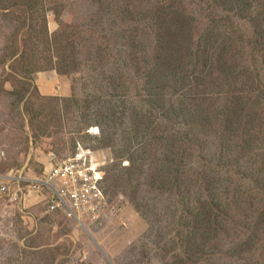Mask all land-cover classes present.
<instances>
[{"label": "rangeland", "instance_id": "1", "mask_svg": "<svg viewBox=\"0 0 264 264\" xmlns=\"http://www.w3.org/2000/svg\"><path fill=\"white\" fill-rule=\"evenodd\" d=\"M79 147L100 220L11 186L0 264H264V0H0V176Z\"/></svg>", "mask_w": 264, "mask_h": 264}, {"label": "built area", "instance_id": "2", "mask_svg": "<svg viewBox=\"0 0 264 264\" xmlns=\"http://www.w3.org/2000/svg\"><path fill=\"white\" fill-rule=\"evenodd\" d=\"M0 157L1 161L6 154L0 151ZM48 167L35 177L23 172L0 176V195H9L11 186H17L12 202L19 201V192L24 189L44 201L48 213L62 214L83 228L85 219L96 225L106 205L105 171L98 154L79 147L72 156L60 159L52 152Z\"/></svg>", "mask_w": 264, "mask_h": 264}, {"label": "crops", "instance_id": "3", "mask_svg": "<svg viewBox=\"0 0 264 264\" xmlns=\"http://www.w3.org/2000/svg\"><path fill=\"white\" fill-rule=\"evenodd\" d=\"M59 81L53 76H46L38 79L37 87L42 96H52L56 93ZM62 92V91H61ZM57 90V95H58Z\"/></svg>", "mask_w": 264, "mask_h": 264}]
</instances>
